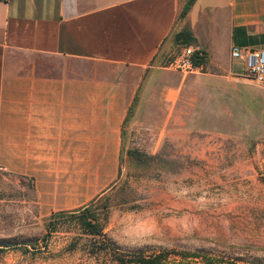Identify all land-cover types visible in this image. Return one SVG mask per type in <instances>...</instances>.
Segmentation results:
<instances>
[{
  "label": "crops",
  "instance_id": "0c3cea01",
  "mask_svg": "<svg viewBox=\"0 0 264 264\" xmlns=\"http://www.w3.org/2000/svg\"><path fill=\"white\" fill-rule=\"evenodd\" d=\"M187 1L0 0V181L20 185L22 208L78 211L131 149L152 156L220 133L236 111L264 115V84L230 57L264 50V0H195L181 17ZM178 34L204 52L202 73L162 67Z\"/></svg>",
  "mask_w": 264,
  "mask_h": 264
},
{
  "label": "rangeland",
  "instance_id": "374dc122",
  "mask_svg": "<svg viewBox=\"0 0 264 264\" xmlns=\"http://www.w3.org/2000/svg\"><path fill=\"white\" fill-rule=\"evenodd\" d=\"M259 107L252 121L236 111V122L219 126L220 133L190 134L197 143L166 142L152 156L131 149L142 158L121 162L118 181L98 203L107 207L102 235L112 252L98 251L99 239L83 235L68 213L41 219L28 212L20 205V185L0 181V264H116L111 257L164 250L195 253L217 264H264ZM201 258L184 263L202 264Z\"/></svg>",
  "mask_w": 264,
  "mask_h": 264
},
{
  "label": "trees",
  "instance_id": "16d2710c",
  "mask_svg": "<svg viewBox=\"0 0 264 264\" xmlns=\"http://www.w3.org/2000/svg\"><path fill=\"white\" fill-rule=\"evenodd\" d=\"M195 0H188L185 4L182 12L181 17H183L191 4ZM131 155L133 156V159L136 161H140L142 158L141 155H139L136 152H131ZM102 199H98L97 201H94L90 203L88 206L75 211L68 213L73 217V219L76 220L79 228L82 231V234L85 236H89L92 238H98V241H95L94 245H97V243H100L97 250L101 252H112L111 245L106 242L103 239L102 231L104 229V226L107 222V216H105L107 213L105 212L107 207L105 205L98 204L99 201ZM98 204V205H97ZM101 206V208H99ZM98 210H103L102 212H96ZM105 213V214H104ZM66 213H58L51 217H56L60 215H64ZM111 255V254H110ZM115 255V254H114ZM172 256H179L180 261L178 263L170 262V258ZM198 258H201L198 254H191L188 252H175L171 250H164L160 251L154 254H151L150 256H144L142 254H137L133 258H129V255L124 256H113L110 258V261L116 264H185L184 262L197 260ZM202 264H217L218 262L214 260H209L208 258L202 257L201 258ZM224 264H235V263H228V262H222Z\"/></svg>",
  "mask_w": 264,
  "mask_h": 264
},
{
  "label": "built area",
  "instance_id": "2783aa9c",
  "mask_svg": "<svg viewBox=\"0 0 264 264\" xmlns=\"http://www.w3.org/2000/svg\"><path fill=\"white\" fill-rule=\"evenodd\" d=\"M230 57L244 64L243 77L256 85L264 84V50L232 46ZM204 52L197 47L183 46L164 63L163 68L180 75H196L203 72Z\"/></svg>",
  "mask_w": 264,
  "mask_h": 264
},
{
  "label": "water",
  "instance_id": "95a60500",
  "mask_svg": "<svg viewBox=\"0 0 264 264\" xmlns=\"http://www.w3.org/2000/svg\"><path fill=\"white\" fill-rule=\"evenodd\" d=\"M174 43L177 46H187L189 44V37L184 34H178L174 37Z\"/></svg>",
  "mask_w": 264,
  "mask_h": 264
}]
</instances>
